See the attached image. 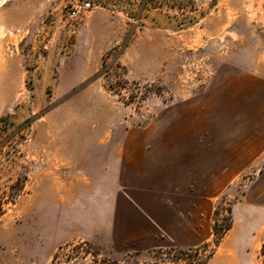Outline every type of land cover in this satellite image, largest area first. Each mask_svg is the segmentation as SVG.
<instances>
[{"label":"rangeland","instance_id":"1","mask_svg":"<svg viewBox=\"0 0 264 264\" xmlns=\"http://www.w3.org/2000/svg\"><path fill=\"white\" fill-rule=\"evenodd\" d=\"M70 1L0 0L2 264H263L264 0Z\"/></svg>","mask_w":264,"mask_h":264},{"label":"built area","instance_id":"2","mask_svg":"<svg viewBox=\"0 0 264 264\" xmlns=\"http://www.w3.org/2000/svg\"><path fill=\"white\" fill-rule=\"evenodd\" d=\"M92 8L90 0H71L67 6V16L70 19L79 17Z\"/></svg>","mask_w":264,"mask_h":264},{"label":"crops","instance_id":"3","mask_svg":"<svg viewBox=\"0 0 264 264\" xmlns=\"http://www.w3.org/2000/svg\"><path fill=\"white\" fill-rule=\"evenodd\" d=\"M0 67H2L1 63H0ZM0 76H1V73H0ZM0 79H1V77H0ZM3 98H4L3 89L1 88L0 89V104H1V102L3 100ZM4 232H5V226H2L0 224V264H2L3 261H5L4 255L6 254L5 253V249H3V245H4V242H5ZM16 243H17V245H16L17 249L23 247L22 243L18 239H16Z\"/></svg>","mask_w":264,"mask_h":264},{"label":"trees","instance_id":"4","mask_svg":"<svg viewBox=\"0 0 264 264\" xmlns=\"http://www.w3.org/2000/svg\"><path fill=\"white\" fill-rule=\"evenodd\" d=\"M228 228L229 227L223 226V225H219L217 227H214V230H215V233L217 234L218 239L223 236V234L226 232V230ZM260 254H261L262 258H263V264H264V244L261 247Z\"/></svg>","mask_w":264,"mask_h":264}]
</instances>
